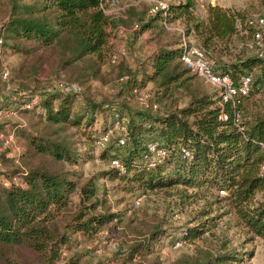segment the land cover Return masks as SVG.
I'll return each instance as SVG.
<instances>
[{
    "label": "trees",
    "instance_id": "obj_1",
    "mask_svg": "<svg viewBox=\"0 0 264 264\" xmlns=\"http://www.w3.org/2000/svg\"><path fill=\"white\" fill-rule=\"evenodd\" d=\"M259 1L264 6V0ZM101 3L102 0H0V16L6 17L0 47L20 59L10 70L17 76L38 71L43 64L64 67L84 60L92 77H97L99 64L112 53L108 29L114 25ZM194 4V0H181L159 8L141 19L140 31H152L158 38L168 32L166 25L183 19L187 23L184 34H192L204 51L227 49L226 42L236 33L238 12L207 6L204 17L198 18L193 13ZM179 44L180 33L171 35L147 59L148 71L129 80L133 88L149 81L163 92L176 87L191 89L187 103L177 110L161 114L149 112L150 108L134 110L126 121L124 143L108 141L101 147L98 157L109 161L116 158L123 172L111 167L101 169L80 182L81 170L66 169L65 165L81 167L82 162L91 159V152L69 148L62 139L63 131L74 128L91 145L111 126L103 123L99 131L85 134L84 126L92 124V115L98 109L95 104L87 103L80 110L74 106V94L58 90L45 91L40 96L35 109L51 129L41 138L24 137L21 167L8 172L7 186L0 184V264H84L83 254L76 249L78 241L92 242L101 229L119 228L126 216V208L113 209L108 203L109 189L103 183L99 192V179L107 180L110 190L119 194L116 205L125 201L124 195L138 197L140 191L172 186L180 187L182 198L206 199L210 191L211 200L193 218L195 224L185 226L176 239L192 241L214 227L222 215L212 214L216 205L229 207L246 232L264 241V175L259 172L264 162V115L247 114L243 101L249 92L234 95L220 106L212 87L211 93L191 87L188 83L195 75L181 63ZM220 68L219 72L234 82L256 69L252 84L264 86V57L245 56L222 63ZM221 113L225 119L220 118ZM3 127L0 123V131ZM148 142L166 151L165 158L153 166L147 165ZM181 147L189 157H182ZM6 159L0 152V162ZM12 176L18 182H13ZM73 195L76 204L69 212ZM128 201V206L133 207L132 200ZM167 229L152 226L140 234L141 240L113 256L110 264H160L157 250ZM135 255L139 259L133 262ZM246 255L220 246L199 260L178 263L238 264ZM145 256L153 259L144 262Z\"/></svg>",
    "mask_w": 264,
    "mask_h": 264
},
{
    "label": "rangeland",
    "instance_id": "obj_2",
    "mask_svg": "<svg viewBox=\"0 0 264 264\" xmlns=\"http://www.w3.org/2000/svg\"><path fill=\"white\" fill-rule=\"evenodd\" d=\"M177 1L181 0H104L103 11L114 23L108 29L110 34L108 42L112 49L111 55H114L116 59L112 63L108 56L99 64L97 77H92V71L90 72V68L87 69V63L84 60L74 61L64 67L43 64L38 71H28L16 76L10 69L12 65L19 62V57L2 51L0 47V69L7 71L5 79L1 77L0 71V123L4 126L0 131V152H4L7 158L4 163L0 162L1 182H9V177H6L8 172L21 167L19 157L21 150L26 146L24 137L41 138L45 136L47 130L51 129L46 127L43 119L39 117L40 111L35 109V103L33 104L32 100L39 99L45 91L58 89L59 83L74 84L78 87V93L74 95V106L79 107L80 110L85 108L87 103L97 106V111L92 115L94 118L92 124L84 126V133L93 134L99 131L104 123L105 126H111L107 131L108 141L117 142L122 129L112 128L111 112L113 110L120 112L123 117L122 128H125L126 121L134 110H146L139 98H143L146 104H157V111H149L153 114L177 110L187 103L191 88L176 87L163 92L158 90L152 82L145 81L141 87L136 86V91L133 92V86L129 82V80L140 78L144 71H148L147 59L171 35L180 33V40L183 37L190 44L198 46L204 59L217 70L221 69L222 63L232 62L245 56H257L258 52L264 57V45L248 48L247 44L252 43L250 34L237 31L226 42L227 49L204 51L192 34H184V26L187 23L183 19L166 25L168 32L158 38L152 31H140L141 19H145L146 16L158 10L159 4H164L166 7ZM194 3L193 13L198 18L204 17L207 6H218L238 12L240 17L238 20L247 16L264 15V6L259 0H194ZM5 20V16H0V32ZM220 46L222 47V44ZM190 74L193 75L191 72ZM249 74L251 87L248 98L243 101L244 107L249 117L264 115V86L258 83L252 84L257 74L256 69ZM120 77H126L127 80L120 81ZM188 84L208 93L213 92L210 86L195 76ZM15 128L17 129L14 130ZM74 130V128L64 130L62 139L68 143L69 148L77 152L88 149L92 157L82 162L81 167L65 165V168L80 169V182H83L91 175L97 174L99 170L110 168L109 160L100 159L98 153L101 148L95 150L87 139L75 133ZM5 139L8 141L7 144H4ZM12 181L18 182L17 177L12 176ZM101 183L107 191L109 189L108 203L113 206V209L126 208V216L119 228L101 229L92 242L78 241L76 249L83 254L84 264H110L113 256L122 252L129 244L141 240L140 234L157 224L161 228H168L157 250L160 264H179L178 262L184 260H199L206 252H215L220 249V246H225L227 251L246 252L247 255L238 264H264V241L246 232L227 206L216 208V205H213L212 214L222 215L215 220L216 225L202 236L192 241H185L180 246H172L185 226L195 224L192 221L193 218L205 202L211 200L210 191L206 193V199L182 198L178 191L179 186L156 191H140L138 205L129 207L128 199L132 200L137 196L130 198L124 195L125 201L116 205V202H119V194L112 192L111 184L104 179L96 181L99 192L102 188ZM75 204L76 196L73 195L68 207L69 212L74 210ZM96 249L99 253H92ZM138 259L139 256L135 255L133 262ZM151 259H153L152 256H145L143 261L148 262Z\"/></svg>",
    "mask_w": 264,
    "mask_h": 264
},
{
    "label": "built area",
    "instance_id": "obj_3",
    "mask_svg": "<svg viewBox=\"0 0 264 264\" xmlns=\"http://www.w3.org/2000/svg\"><path fill=\"white\" fill-rule=\"evenodd\" d=\"M104 0H102L103 3ZM209 1V0H208ZM102 3L100 7H102ZM160 8H164V4H159ZM153 11V10H152ZM104 12V11H103ZM235 28L236 31L242 34L249 33L252 43L247 44L248 48H252L254 46H262L264 45V15H255L253 17L247 16L243 19L238 18L235 20ZM1 43V38H0ZM180 54L179 59L181 63L194 74L199 80L203 83L209 85L215 90L217 104L222 105L223 103L230 101L234 95H247L250 87H251V75L249 73H245L239 76V78L234 82L227 75L221 74L219 70L213 68L203 57L201 50L198 46L190 44L183 37L180 40L179 44ZM258 57H262L261 53H257ZM115 56L110 55V62H115ZM1 77L5 79L7 77V71L2 69ZM120 81H126V77H120ZM58 91L74 94L76 95L78 92V87L74 84H58ZM132 91L135 92L136 88H132ZM140 103L144 108H150L152 111H157L158 106L156 103L146 104L143 102V98H139ZM38 99H33L32 103H36ZM113 127L112 128H120L122 129L121 135L118 137L117 144H123L125 141V128H122L123 125V117L119 111L113 110L111 112ZM220 118L225 119V114L221 113ZM11 138V136H8ZM7 139L4 140V144H7ZM109 140L108 133H104L98 137H96L93 142V148L99 149L103 147ZM145 150L148 153V166H153L156 163H160L166 156V151L162 148H158L154 143L148 142L145 145ZM180 154L182 157H189V152L181 147ZM109 167L118 170L119 172H123L124 169L122 165L116 158H112L109 161ZM259 172L261 175H264V162L259 167ZM0 184L3 186H7L9 182H1ZM140 197H135L132 199V205L137 206L139 203ZM184 243V241L177 239L173 242L172 246L177 247ZM93 253H99L96 249Z\"/></svg>",
    "mask_w": 264,
    "mask_h": 264
}]
</instances>
